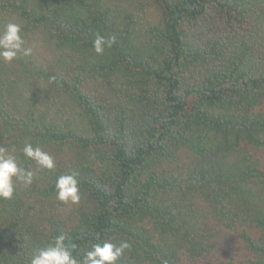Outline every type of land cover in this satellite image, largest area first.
I'll use <instances>...</instances> for the list:
<instances>
[{
    "label": "trees",
    "instance_id": "trees-1",
    "mask_svg": "<svg viewBox=\"0 0 264 264\" xmlns=\"http://www.w3.org/2000/svg\"><path fill=\"white\" fill-rule=\"evenodd\" d=\"M10 20L33 54L0 62V146L35 176L0 201V264L60 234L78 260L128 240L119 264H240L213 257L224 230L264 264V0H0Z\"/></svg>",
    "mask_w": 264,
    "mask_h": 264
},
{
    "label": "clouds",
    "instance_id": "clouds-1",
    "mask_svg": "<svg viewBox=\"0 0 264 264\" xmlns=\"http://www.w3.org/2000/svg\"><path fill=\"white\" fill-rule=\"evenodd\" d=\"M22 26L10 20L0 26V62L10 64L22 57H30L33 47L26 46ZM115 43L114 37L97 35L92 42L96 55H103L106 48ZM23 156L33 161L38 169L51 172L55 170L54 158L43 151L39 146L25 143L20 150ZM15 146L11 148L0 146V201L13 199L16 183L29 187L33 183L35 173L21 166L17 157ZM79 173L70 172L57 177L55 181V198L61 204L77 205L81 201V189L77 179ZM131 243L122 240L119 244L111 241L92 243L83 257L78 260L74 256L77 249L75 243H66L63 234L57 235L48 246L36 250L29 260V264H119L126 251L131 250Z\"/></svg>",
    "mask_w": 264,
    "mask_h": 264
},
{
    "label": "rangeland",
    "instance_id": "rangeland-1",
    "mask_svg": "<svg viewBox=\"0 0 264 264\" xmlns=\"http://www.w3.org/2000/svg\"><path fill=\"white\" fill-rule=\"evenodd\" d=\"M257 154L264 159V151H258ZM217 239L219 246L216 248L213 256L216 260L233 258L240 264H249L251 254L236 233L224 230Z\"/></svg>",
    "mask_w": 264,
    "mask_h": 264
}]
</instances>
